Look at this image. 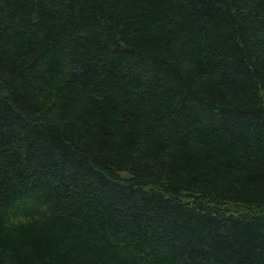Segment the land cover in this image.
<instances>
[{
  "label": "trees",
  "instance_id": "trees-1",
  "mask_svg": "<svg viewBox=\"0 0 264 264\" xmlns=\"http://www.w3.org/2000/svg\"><path fill=\"white\" fill-rule=\"evenodd\" d=\"M0 264H264V0H0Z\"/></svg>",
  "mask_w": 264,
  "mask_h": 264
},
{
  "label": "rangeland",
  "instance_id": "rangeland-1",
  "mask_svg": "<svg viewBox=\"0 0 264 264\" xmlns=\"http://www.w3.org/2000/svg\"><path fill=\"white\" fill-rule=\"evenodd\" d=\"M232 210H234V211H243V212H248V209H245V208H242V207H238L237 209L236 208H234V209H232Z\"/></svg>",
  "mask_w": 264,
  "mask_h": 264
}]
</instances>
